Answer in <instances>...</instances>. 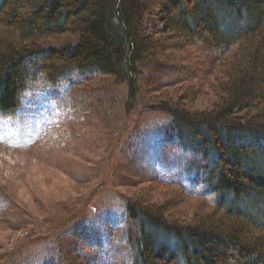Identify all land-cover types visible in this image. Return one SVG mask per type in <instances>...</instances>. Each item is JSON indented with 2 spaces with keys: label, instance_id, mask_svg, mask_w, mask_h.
<instances>
[{
  "label": "trees",
  "instance_id": "1",
  "mask_svg": "<svg viewBox=\"0 0 264 264\" xmlns=\"http://www.w3.org/2000/svg\"><path fill=\"white\" fill-rule=\"evenodd\" d=\"M148 60L177 76L167 85L200 76L220 96L202 110L162 103L164 136L204 189L155 177L136 191L130 264H264V0H0L2 117L27 87L73 86V72L125 81L133 98Z\"/></svg>",
  "mask_w": 264,
  "mask_h": 264
},
{
  "label": "rangeland",
  "instance_id": "2",
  "mask_svg": "<svg viewBox=\"0 0 264 264\" xmlns=\"http://www.w3.org/2000/svg\"><path fill=\"white\" fill-rule=\"evenodd\" d=\"M139 68L133 98L125 81L73 72V86H29L16 114L0 116V264H130L125 203L136 191L155 177L204 189L191 155L164 136L160 107L206 109L220 91L200 76L167 85L177 76L154 60Z\"/></svg>",
  "mask_w": 264,
  "mask_h": 264
}]
</instances>
